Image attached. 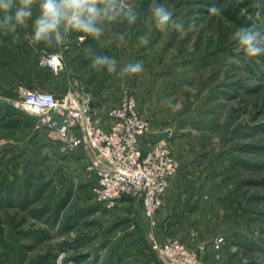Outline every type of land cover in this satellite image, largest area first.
Instances as JSON below:
<instances>
[{
    "label": "rangeland",
    "instance_id": "obj_1",
    "mask_svg": "<svg viewBox=\"0 0 264 264\" xmlns=\"http://www.w3.org/2000/svg\"><path fill=\"white\" fill-rule=\"evenodd\" d=\"M159 2L186 32L152 30L149 44L140 45L151 3L141 0V20L114 24L128 36L112 52L117 73L129 62L143 63L142 73L118 74V90L128 88L151 121L145 147L167 137L178 163L155 226L139 197L114 204L96 198L94 155L68 151L38 113L15 104L18 87L27 85L21 79L0 101V264H163L153 239L167 237L205 264H264V57L246 59L231 39L238 26L264 32V0ZM212 4L220 15L208 11ZM45 68L27 69L38 89L46 90ZM89 70L96 86L111 83L114 74ZM170 219L190 220L188 241L167 233Z\"/></svg>",
    "mask_w": 264,
    "mask_h": 264
},
{
    "label": "built area",
    "instance_id": "obj_2",
    "mask_svg": "<svg viewBox=\"0 0 264 264\" xmlns=\"http://www.w3.org/2000/svg\"><path fill=\"white\" fill-rule=\"evenodd\" d=\"M40 60L54 73L64 67L59 51L44 53ZM6 99L9 100L0 93V101ZM15 104L38 113L44 127L68 151H91L94 156L90 168L97 177L93 192L100 202L114 204L124 197H139L146 217L155 226L156 213L178 163L167 137L145 147L151 121L139 111L137 99L128 88L117 103L106 107L110 123L99 114L91 94L79 81L62 94L20 85ZM154 235L152 231L153 238ZM213 244L220 248L221 237L215 238ZM153 247L163 264H205L198 252L172 237L154 238Z\"/></svg>",
    "mask_w": 264,
    "mask_h": 264
},
{
    "label": "clouds",
    "instance_id": "obj_3",
    "mask_svg": "<svg viewBox=\"0 0 264 264\" xmlns=\"http://www.w3.org/2000/svg\"><path fill=\"white\" fill-rule=\"evenodd\" d=\"M141 0H0V30L4 34L15 33L18 27H27L32 21V30L26 35L29 43L44 44L47 47L63 45L72 33H83L81 43L87 38L100 41L106 28L113 24L135 25L141 20ZM34 8L38 14L34 17ZM208 11L220 15L222 8L212 4ZM34 17V18H33ZM149 30L138 37L140 45L147 46L152 30L165 32L170 27L178 33H185L184 22L174 19V11L159 0H151L148 14L142 20ZM195 29V20L189 25ZM128 33L116 34L120 45L126 43ZM234 51L242 53L246 59L264 57V32L258 30L255 24L238 26L232 34ZM233 63L241 61L231 58ZM118 61L110 55L91 56L90 67L97 73L116 74ZM144 71L142 62H129L119 69V76L135 75Z\"/></svg>",
    "mask_w": 264,
    "mask_h": 264
},
{
    "label": "crops",
    "instance_id": "obj_4",
    "mask_svg": "<svg viewBox=\"0 0 264 264\" xmlns=\"http://www.w3.org/2000/svg\"><path fill=\"white\" fill-rule=\"evenodd\" d=\"M36 14H38V8H34V17ZM31 30V20L27 22V27H18L15 33L5 35L3 30H0V89L2 90L0 93L11 94L12 90L18 87L17 81L21 79H24L28 86L38 88L39 85L28 76V70L32 66L36 69H44L45 66L40 63L41 56L47 52L59 51L63 54V61L68 64V67L64 66L57 74L50 69L51 72L49 71L44 84L45 89L62 94L66 93L73 84V80L83 83L91 94L93 105L98 109L99 114L106 123H110L106 111H100L99 108L103 104L110 106L119 101L122 89L118 90L117 85L120 79L118 73L112 75L111 83L108 86L99 87L95 85L96 82L93 79L95 75L89 70L91 68H86V65L91 63V56L93 55L112 56V52L116 51L117 48L124 47L116 39L118 32H116L114 24L107 26L100 41L87 37L81 43L80 37L85 34L72 33L63 45L53 47L29 43L25 37ZM69 65L74 67L76 72ZM55 77L60 78V81L55 82ZM189 221V219L178 221L170 219L167 221L165 229L169 228L167 233L174 235V237L177 236L188 241L190 237Z\"/></svg>",
    "mask_w": 264,
    "mask_h": 264
}]
</instances>
